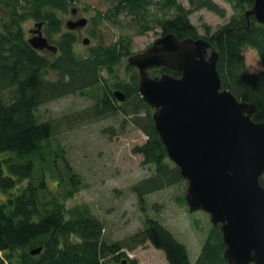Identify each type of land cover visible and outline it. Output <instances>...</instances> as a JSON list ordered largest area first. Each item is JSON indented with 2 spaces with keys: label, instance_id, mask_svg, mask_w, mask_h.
<instances>
[{
  "label": "trees",
  "instance_id": "16d2710c",
  "mask_svg": "<svg viewBox=\"0 0 264 264\" xmlns=\"http://www.w3.org/2000/svg\"><path fill=\"white\" fill-rule=\"evenodd\" d=\"M76 1L0 0L4 11L0 18V264H104L107 257L118 253L127 257L124 247L133 249L147 241L164 251L169 264H230L224 257L221 229L214 224L193 263L188 247L155 217L147 215L143 229L125 242L112 241L105 235V223L89 204L67 205L84 180L72 165L61 135L105 118H122L123 127L131 123L148 136L133 152L142 155V164L150 165L152 174L130 187L146 214L149 195L182 181L188 183L155 128L153 108L140 93L138 69L128 63L124 76L115 72L133 54L131 38L121 35L113 43L91 46L82 54L76 47L78 35L74 29L64 31L62 18L77 9ZM228 1L235 10L230 20L214 32L204 25L219 53L222 89L254 104L253 120L264 121V24L254 14L249 21L242 17L255 0ZM203 8L221 17L227 15L214 0H189V7L180 0H114L109 11H98L94 25L105 19L119 22V18H129L139 33L160 26L161 35L199 38L190 15ZM28 20L44 23L56 52L37 49L29 42L27 34L32 35L35 27L26 30ZM69 21L77 20L66 21L71 29ZM247 48L257 51L261 71L247 72ZM149 72L179 76L178 71L164 66ZM116 91L126 98L120 100ZM70 95L95 101L89 108L64 116L44 119L38 115L40 106ZM260 181L264 186V174ZM180 201L187 203L186 196ZM39 247L40 252L31 253Z\"/></svg>",
  "mask_w": 264,
  "mask_h": 264
},
{
  "label": "water",
  "instance_id": "95a60500",
  "mask_svg": "<svg viewBox=\"0 0 264 264\" xmlns=\"http://www.w3.org/2000/svg\"><path fill=\"white\" fill-rule=\"evenodd\" d=\"M250 14L264 24V0H255L246 12ZM86 23L82 18L68 25L75 28ZM36 26L29 42L37 49L56 52L57 46L43 35V22ZM218 56L204 37L180 39L168 33L144 52L131 55L128 62L139 70L140 93L154 109L155 128L188 181L190 211H207L220 227L228 263L264 264V186L260 181L264 121L253 120L254 104L222 89ZM160 66L178 71L179 76L149 73ZM116 95L126 98L121 91Z\"/></svg>",
  "mask_w": 264,
  "mask_h": 264
},
{
  "label": "rangeland",
  "instance_id": "374dc122",
  "mask_svg": "<svg viewBox=\"0 0 264 264\" xmlns=\"http://www.w3.org/2000/svg\"><path fill=\"white\" fill-rule=\"evenodd\" d=\"M180 1L185 7H189V0ZM214 1L226 8L227 15L221 17L206 8L195 10L190 18L198 27L199 35L206 34L204 25L209 26L211 32H214L227 23L235 13L228 0ZM113 4L114 0H77L74 7H88L89 10L84 16L91 20L98 16V11L102 13L109 11ZM3 12L0 6V18ZM172 13L167 15L172 16ZM62 18L65 24L64 31L72 30L68 29L66 21L77 19L71 13L62 14ZM31 27L37 28L36 23L28 20L25 28L28 30ZM87 30H94L93 21ZM95 30L96 36L91 37L90 47L93 43L104 45L113 43L121 35H125L131 38L133 54L144 52L162 36L160 26L139 33L129 18L125 20L119 18V22L112 19L102 20ZM42 31L47 37L44 23ZM76 34L81 35L77 42L78 50L86 54L89 47L82 41L85 35L78 30ZM27 35L29 38L32 36ZM57 37L59 36L55 39ZM245 57L248 73L262 70V63L256 50L247 48ZM127 65L128 57L115 68V72L124 76ZM54 76L53 74L52 77ZM106 76L108 78V74ZM94 101L87 96L70 95L40 106L37 113L44 119L64 116L89 108ZM127 124L125 127L122 126V118H105L81 124L61 135L60 141L66 146L72 165L84 180V186L67 201V205L71 207L81 203L89 204L93 213L105 223V235L112 241L125 242L128 236L143 229L147 215L155 217L188 247L191 261L195 263L212 227L211 216L205 210L190 211L188 203L180 201V197L186 196L188 187L186 181L149 195L147 214L142 210L130 187L150 176L152 167L142 164V155L135 154L133 149L145 144L148 136L131 123ZM110 127L113 130L107 131ZM122 251L127 257H122L118 253L107 257L104 264H121L123 260H126L125 264H169L164 251L150 241L133 249L124 247Z\"/></svg>",
  "mask_w": 264,
  "mask_h": 264
},
{
  "label": "flooded vegetation",
  "instance_id": "af4514ba",
  "mask_svg": "<svg viewBox=\"0 0 264 264\" xmlns=\"http://www.w3.org/2000/svg\"><path fill=\"white\" fill-rule=\"evenodd\" d=\"M254 3H255V2H254ZM254 3H253L252 5H250V6H247V7L245 8V11H246V10L248 11V10L252 9L253 6H254ZM222 7H223V6H222ZM224 8H225V7H224ZM225 9H226V8H225ZM87 10H89L88 7H80V6H77V9H76V8L73 9L72 16H73L75 19L80 20L82 17H84V15L86 14ZM234 11H235V10H234ZM247 11H246V12H247ZM252 15H253V14L246 15V13H244V11L242 12V17H244V18L247 19L248 21L250 20V18H251ZM96 18H97V17H94L93 19L88 20V23H87L86 25L82 26V27H81V26H78V27H75V28H71V29H74L75 32H76V30H78V32H81V34L85 35L82 41H83L84 45H86V47H89V48H90V45H89V44H91V43H90L91 41L87 42V41L85 40V38L92 37V36H96V30H95V29H96L97 26L94 25V30H92V31L87 30V29H88V27H89V25H90V23H91L92 21H93V24L96 22ZM93 32H95V33H93ZM205 36H207V35L205 34ZM78 38L80 39V38H81V35L78 34ZM208 38H209V37H208ZM97 44H102V43H93L92 46H95V45H97ZM76 47L78 48L77 45H76ZM87 52H88V50H87Z\"/></svg>",
  "mask_w": 264,
  "mask_h": 264
}]
</instances>
